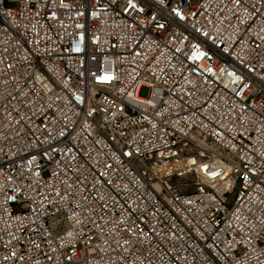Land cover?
<instances>
[{
    "label": "built area",
    "instance_id": "2783aa9c",
    "mask_svg": "<svg viewBox=\"0 0 264 264\" xmlns=\"http://www.w3.org/2000/svg\"><path fill=\"white\" fill-rule=\"evenodd\" d=\"M0 264H264V0H0Z\"/></svg>",
    "mask_w": 264,
    "mask_h": 264
},
{
    "label": "bare ground",
    "instance_id": "6f19581e",
    "mask_svg": "<svg viewBox=\"0 0 264 264\" xmlns=\"http://www.w3.org/2000/svg\"><path fill=\"white\" fill-rule=\"evenodd\" d=\"M206 164L209 165L210 170L204 172L205 169L202 166ZM182 166L186 171L196 170L200 185L214 190L221 197L232 193L235 187L236 178L232 174L231 167L218 157H212V161L203 162L194 156H190L183 161Z\"/></svg>",
    "mask_w": 264,
    "mask_h": 264
},
{
    "label": "rangeland",
    "instance_id": "374dc122",
    "mask_svg": "<svg viewBox=\"0 0 264 264\" xmlns=\"http://www.w3.org/2000/svg\"><path fill=\"white\" fill-rule=\"evenodd\" d=\"M199 1L200 0H192V5L193 6L198 5ZM149 93H150V89L147 88V87L141 88V90L139 92L140 97H142V98H147ZM174 184L176 185L178 190H180L181 192L191 193V192H194L195 189L201 183H199L198 175L196 176L195 174H192V175H189L188 177H186L183 180H174ZM235 192H236V183H235V187H234L232 193L227 194L226 198L231 201L233 199V197H234Z\"/></svg>",
    "mask_w": 264,
    "mask_h": 264
}]
</instances>
